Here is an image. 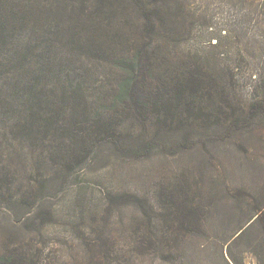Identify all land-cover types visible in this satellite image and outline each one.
Masks as SVG:
<instances>
[{
  "label": "trees",
  "instance_id": "trees-1",
  "mask_svg": "<svg viewBox=\"0 0 264 264\" xmlns=\"http://www.w3.org/2000/svg\"><path fill=\"white\" fill-rule=\"evenodd\" d=\"M236 1L0 0V264H53L35 239L52 199L106 147L139 159L203 146L225 149L223 171L187 170L154 199L110 195L142 217L132 250L95 237L81 261L264 264V41L247 77L235 62L252 9L264 29V0ZM200 30L222 74L177 53Z\"/></svg>",
  "mask_w": 264,
  "mask_h": 264
},
{
  "label": "rangeland",
  "instance_id": "rangeland-1",
  "mask_svg": "<svg viewBox=\"0 0 264 264\" xmlns=\"http://www.w3.org/2000/svg\"><path fill=\"white\" fill-rule=\"evenodd\" d=\"M259 4V0L254 1V5ZM252 10V18L248 19L246 28L247 38L242 45L246 56L235 60L236 66L245 77L263 57L261 46L264 29L259 19H256L258 16L254 15L255 10ZM221 16L215 14L216 18ZM195 34V39L176 47L177 53L184 58L188 53H196L222 74L228 60H222L223 56L210 48L204 37V30ZM239 79V85L243 86L245 80ZM208 152L209 149L203 146L193 151L177 152L174 156L154 151L149 156L136 159L131 156L111 155V150L106 147L99 160L76 172L70 177V183L64 191L52 199L56 217L49 228L43 231V236L35 238L36 241H40L42 245L48 244L46 251L51 252L53 264H88L80 258L86 256L89 250L87 245L95 237L105 243V246L109 240L110 244H114V252H118V249L131 251L135 223L138 218L142 220L138 215L137 205L127 199L116 201L118 206L114 207V203L109 204L107 198L113 194L116 196L129 193L154 199L156 190L162 184L177 183L181 174H185L187 170L194 172L204 168L208 176L211 173L216 174L218 170L223 171L227 166L225 149H219L215 153ZM105 246L104 250L107 251ZM201 257L198 264H217L210 254H203ZM98 261L95 264H107L108 258L102 255ZM143 261V264H153L148 258ZM246 264L257 263L251 256H246Z\"/></svg>",
  "mask_w": 264,
  "mask_h": 264
}]
</instances>
